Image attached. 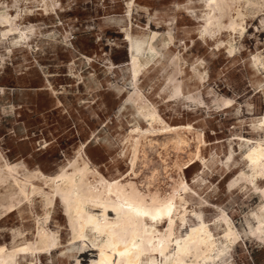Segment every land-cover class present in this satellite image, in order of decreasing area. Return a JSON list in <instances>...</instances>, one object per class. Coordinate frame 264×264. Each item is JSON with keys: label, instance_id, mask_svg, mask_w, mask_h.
Wrapping results in <instances>:
<instances>
[{"label": "rangeland", "instance_id": "rangeland-1", "mask_svg": "<svg viewBox=\"0 0 264 264\" xmlns=\"http://www.w3.org/2000/svg\"><path fill=\"white\" fill-rule=\"evenodd\" d=\"M48 1L53 9L43 0H0V15L8 14L16 28L0 18V167L17 166L20 176L56 177L76 161L87 162L108 180H132L162 197L175 195L180 210H187L185 223L177 220L178 235L200 214L222 246L228 218L236 244L205 264H264V177H252L245 156L255 142L264 144L263 0H255L258 10L239 2L245 30L225 29L207 42L201 38L207 0ZM126 30L143 39L154 32L175 36L171 51L182 58L181 97L169 98L173 69L161 46L139 82L134 79ZM217 41L224 44L217 48ZM228 43L236 47L233 52ZM195 68L201 80L193 77ZM137 90L166 125L183 127L186 143L178 147L161 130L165 124L155 123L138 153L134 178L129 134L136 126L150 128L131 102ZM7 186L0 183V248L13 250L35 243L47 209L37 196L9 208ZM43 226L59 245L49 252H20L19 264L98 259L92 245L74 240L60 201Z\"/></svg>", "mask_w": 264, "mask_h": 264}, {"label": "bare ground", "instance_id": "bare-ground-1", "mask_svg": "<svg viewBox=\"0 0 264 264\" xmlns=\"http://www.w3.org/2000/svg\"><path fill=\"white\" fill-rule=\"evenodd\" d=\"M43 1L47 9L54 5L49 4L48 0ZM240 1L207 0L205 5L210 12L204 19V30L201 32V38L205 42L208 41L207 38L214 37L225 29L235 31L240 27L245 30L243 27L245 14L238 6ZM246 2L253 9L258 10L260 7L259 2L255 0H246ZM0 18L2 23L10 24L11 30H16L14 20L8 14H1ZM226 21L228 24L225 23ZM126 37L130 40L133 49L134 79L139 82L140 76L148 69L151 59L160 53L157 46H161L167 50L166 66L173 69L168 76L169 98L181 97L184 88L178 76L182 73V58L180 53L171 51V47L175 46V36L172 34L159 36L158 32H154L149 39H143L133 37L131 32L126 30ZM223 44V41H217L216 47L220 48ZM228 45V51L233 52L236 47L232 43ZM146 54L151 56L147 57ZM193 77L201 80V72L197 68L194 69ZM135 86L137 87V84ZM130 99L139 113V118L146 120L150 126L148 129L136 126L129 134L132 153L130 162L135 178L134 166L143 141L153 134L155 123L165 124V122L156 107L140 90L130 95ZM261 127L264 130V117L261 119ZM181 129L183 127L172 128L165 124L161 130L165 134H172L178 147H182L186 140L181 135ZM243 141L246 144L251 142L250 139ZM152 142L153 139H150L149 144ZM245 156L253 171L252 177L254 179L258 176L264 177V144L260 141L255 142ZM61 173L56 177L45 176L40 172H30L20 176L17 166L6 164L0 167V183L8 184L6 197L9 208L19 209L23 206V202L32 203L37 196L41 198L42 205L47 209L46 214L44 213L46 215L44 221L37 228L35 243L13 250L1 247L0 264H19L17 256L20 252L26 253L33 249L49 252L57 248L59 245L57 236L43 226V223L48 222L51 209L58 201L64 207L74 240L82 242L87 247L92 245L98 252V259L93 264H159V257L160 264H205L206 261L231 250L238 239L230 220L223 219L226 223L224 237L227 243L218 246L214 233L200 214H196L199 220L196 224L190 226L185 234L178 235L177 220L179 219L182 224L185 223L187 210L186 208L180 210L175 195L162 197L148 188L142 190V187L140 188L132 180L126 182L118 178L108 180L97 170H93L87 162L79 164L76 161L71 164V169ZM182 189L188 190L187 185L185 184ZM179 198L184 200L180 195ZM164 225L166 228H161ZM88 231L92 237L89 236Z\"/></svg>", "mask_w": 264, "mask_h": 264}]
</instances>
